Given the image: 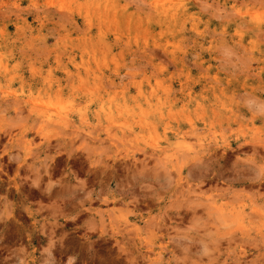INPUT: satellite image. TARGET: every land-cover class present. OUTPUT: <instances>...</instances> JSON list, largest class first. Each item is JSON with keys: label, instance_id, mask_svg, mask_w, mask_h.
Wrapping results in <instances>:
<instances>
[{"label": "rangeland", "instance_id": "obj_1", "mask_svg": "<svg viewBox=\"0 0 264 264\" xmlns=\"http://www.w3.org/2000/svg\"><path fill=\"white\" fill-rule=\"evenodd\" d=\"M0 264H264V0H0Z\"/></svg>", "mask_w": 264, "mask_h": 264}]
</instances>
